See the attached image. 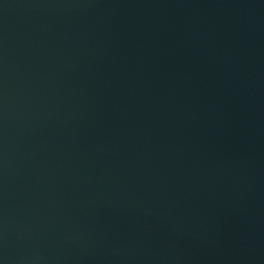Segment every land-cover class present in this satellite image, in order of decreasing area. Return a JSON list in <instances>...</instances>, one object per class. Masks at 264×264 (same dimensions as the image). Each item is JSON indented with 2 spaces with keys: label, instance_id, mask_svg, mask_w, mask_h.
<instances>
[{
  "label": "water",
  "instance_id": "95a60500",
  "mask_svg": "<svg viewBox=\"0 0 264 264\" xmlns=\"http://www.w3.org/2000/svg\"><path fill=\"white\" fill-rule=\"evenodd\" d=\"M0 264H264V0H0Z\"/></svg>",
  "mask_w": 264,
  "mask_h": 264
}]
</instances>
